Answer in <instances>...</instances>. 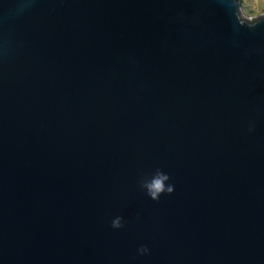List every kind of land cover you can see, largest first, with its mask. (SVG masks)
<instances>
[{
    "label": "water",
    "instance_id": "water-1",
    "mask_svg": "<svg viewBox=\"0 0 264 264\" xmlns=\"http://www.w3.org/2000/svg\"><path fill=\"white\" fill-rule=\"evenodd\" d=\"M0 264H264V13L0 0Z\"/></svg>",
    "mask_w": 264,
    "mask_h": 264
},
{
    "label": "clouds",
    "instance_id": "clouds-1",
    "mask_svg": "<svg viewBox=\"0 0 264 264\" xmlns=\"http://www.w3.org/2000/svg\"><path fill=\"white\" fill-rule=\"evenodd\" d=\"M245 3H248V0H245ZM252 7L255 9V11L248 15L245 13L246 18L249 21H253L257 14H260L262 12V9H264V0H255V2L252 4ZM243 23V21H241ZM168 179V176L166 175H159L156 178H154L151 183L147 184L148 193L149 195L154 199H159V194L162 192H168L171 193L173 191L172 186H169L165 188L164 181ZM112 227L119 228L121 227L120 218L117 217L115 220L112 221Z\"/></svg>",
    "mask_w": 264,
    "mask_h": 264
},
{
    "label": "rangeland",
    "instance_id": "rangeland-1",
    "mask_svg": "<svg viewBox=\"0 0 264 264\" xmlns=\"http://www.w3.org/2000/svg\"><path fill=\"white\" fill-rule=\"evenodd\" d=\"M239 2L241 5V12L244 15L245 13H247L248 15H251L255 11V9L252 7V4L255 2V0H248V3H245V0H239ZM261 13H264V9H262Z\"/></svg>",
    "mask_w": 264,
    "mask_h": 264
}]
</instances>
